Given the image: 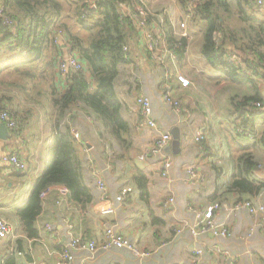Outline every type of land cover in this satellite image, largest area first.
I'll return each instance as SVG.
<instances>
[{
    "label": "crops",
    "instance_id": "obj_1",
    "mask_svg": "<svg viewBox=\"0 0 264 264\" xmlns=\"http://www.w3.org/2000/svg\"><path fill=\"white\" fill-rule=\"evenodd\" d=\"M148 1L153 10L150 28L156 33L168 32L172 23L177 24L185 16L186 4L183 0ZM65 4L70 9V5ZM248 10L259 19H264V7ZM164 12L169 17L167 26L159 19V14ZM206 27L207 22L202 19L190 25L192 38L189 41L185 39L186 43L181 47L184 49L182 56L176 52L173 73L181 70L193 82L201 79L198 89L196 84L183 88L176 80L171 81L175 96L182 101V114L165 104L162 67L144 48L142 34L135 27L137 32L129 40L133 58L124 67V75L117 86L123 101L122 112L132 127V148L125 151L116 144L110 145L97 131L99 122L87 116L85 119L83 114L85 121L82 125L86 128L80 129L81 153L85 178L94 200L88 205H81L70 197V193L63 194V186H52L43 196L42 209L34 225L36 235L29 233L19 210L29 201L37 180L45 170L54 136L47 121V109L21 100L20 90L13 85L0 84V96L18 108L19 121L21 116L26 118L19 133L9 128V135L4 138L0 132V218L12 226V233L0 238V262L58 264L70 240L61 220V216L65 215L71 219L76 235L102 242L107 224H114L125 237L151 253L149 257H137L128 249L112 247L100 249L90 256L87 251L79 250L72 264H264V214L254 215L247 209L231 213L227 208L248 198L255 204H264V190L252 198L248 194L229 190L234 161L244 153L241 148L244 144L243 139L235 134V118L230 113H224L228 108L211 103L222 88L214 91L206 87V80L222 78L224 83L227 79L212 71L201 53ZM64 44L63 41L60 43L63 55H66L68 50ZM157 67L160 74H154ZM7 70L0 71V80L7 76ZM55 71L58 72L57 67ZM261 87L264 89V81ZM246 91L247 88L243 93ZM138 93L152 98L154 117L160 131H169L173 136V131L177 130L181 135L178 152L169 148L173 138L164 149L172 161L166 176L162 173V160L145 155V148L153 145L157 132L147 126L137 127L141 117L136 105ZM203 98H207L208 103L203 102ZM205 123L209 131L201 147L195 135ZM104 143L109 148H105ZM253 150L259 163L254 172L264 181V148L259 144ZM11 153L19 154L28 163V168L23 171L15 169L6 159ZM191 166L196 167L198 177L189 175ZM140 172L147 178L146 192L139 188L135 180ZM97 179L105 181L111 197L123 187H133L134 190L112 213L104 214L100 210L103 201L95 189ZM170 197H174L175 201L166 207L165 202ZM214 202L223 205L216 211L215 218L218 223L226 224L229 229L226 236L212 231L199 233L197 212ZM198 250L203 252L198 254Z\"/></svg>",
    "mask_w": 264,
    "mask_h": 264
},
{
    "label": "trees",
    "instance_id": "obj_2",
    "mask_svg": "<svg viewBox=\"0 0 264 264\" xmlns=\"http://www.w3.org/2000/svg\"><path fill=\"white\" fill-rule=\"evenodd\" d=\"M136 1L94 0L97 7H88L85 12L87 5L76 0H0V71L8 69L0 84L13 85L25 93L26 100L47 109L54 136L45 170L29 201L19 210L31 235L37 234L35 221L44 193L52 186L67 187L70 197L81 205L94 200L85 178L83 145L72 133L73 125H79L81 130L86 128L82 125L83 114L85 119L87 116L99 122L97 131L110 145L116 144L125 151L132 148V127L122 112L123 101L117 86L124 67L133 58L131 47L126 51L124 46L137 32L132 21L122 18L120 3ZM65 2L71 7L70 13ZM183 2L186 4V0ZM248 8L255 10L261 6L256 0H204L196 13L207 22L201 53L210 69L227 79L230 86L247 84L248 91L236 92L229 98L235 134L244 144V153L234 161L229 190L252 198L264 190V181L254 172L259 163L253 150L259 144L264 148V110L254 104L262 99L259 80L264 81V19L250 14ZM6 19L14 21L17 28L7 25ZM60 36L65 44L77 49L85 65L67 78L55 71L57 60L63 55ZM167 39L170 45L177 40L172 31L167 32ZM180 41L186 43L185 38ZM183 50L175 49L180 56ZM227 52L242 54L241 62L230 60ZM42 83L47 86L41 87ZM3 111L11 113L23 127L26 118L19 116V121L18 108L0 96V112ZM135 180L146 192L144 173H138ZM246 200L250 198L242 201Z\"/></svg>",
    "mask_w": 264,
    "mask_h": 264
},
{
    "label": "built area",
    "instance_id": "obj_3",
    "mask_svg": "<svg viewBox=\"0 0 264 264\" xmlns=\"http://www.w3.org/2000/svg\"><path fill=\"white\" fill-rule=\"evenodd\" d=\"M80 3L87 5L84 8L87 12L88 7L96 8L94 0H76ZM204 0H187L185 8V16L177 24L172 23L173 36L177 39L170 45L167 39V32L156 33L150 28V18L152 15V8L148 0H137L133 4L126 2L120 3V9L123 13L122 18H126L133 22L134 26L140 31L143 38V46L149 52V55L153 60H155L161 67L163 71V98L166 105L176 110L179 114H182L183 107L181 99L175 96L174 87L171 81L176 80L183 88H189L196 82H193L191 77L184 71L176 70L173 73L172 67L176 65L177 56L176 48L183 47V43L180 41L182 38L190 40L192 38V33L189 31L190 25L196 22L198 15L196 13V8ZM258 5L264 7V0H256ZM160 22L167 26L169 17L166 13L159 14ZM6 24L17 28L14 21L6 19ZM63 32L59 30V35ZM61 37L58 42L61 43ZM13 37L11 38V40ZM217 42L221 41L217 39ZM68 50L66 55H62L57 60V67L60 75L63 78H67L71 72H80L85 68L84 63L79 57L77 49L71 44H64ZM187 46V45H186ZM186 48V47H185ZM126 51L130 50V43L124 46ZM187 51V50H186ZM226 55L230 60L235 62H241L242 54L236 52H227ZM136 105L140 112V119L137 125L138 128H143L147 126L155 129L157 132L155 136L154 143L151 147L145 148V155L147 158L153 157L156 159H161L163 163V175L168 174V170L172 166L171 159L164 153L165 147L172 140L173 136L171 132L160 131L158 129L157 121L154 117V108L152 98L145 93H138L136 95ZM257 107H262L261 103L256 104ZM263 110V109H262ZM4 122L8 128L13 132L19 133L21 130L20 124L16 117L7 111L0 112V123ZM209 131V126L207 123L202 125L196 132L195 140L202 147V143L205 140ZM72 133L74 137L78 140H82V133L79 125H73ZM254 136L252 135L251 138ZM105 148H109L107 143H104ZM10 164L17 170H26L28 168V163L22 160L17 153H11L6 157ZM189 175L193 178L198 177L199 172L195 166H191L188 169ZM99 195V198L103 201L100 210L102 213H112L117 207L122 205L126 200L128 194L134 190L133 187H123L119 190L113 197L108 193L107 186L104 180L97 179V186L95 187ZM49 189L44 193L46 194ZM69 189L63 186V194H69ZM175 201L174 197H170L166 200L165 206L170 207V205ZM222 204L219 202H214L208 205L204 210L197 212L199 233H205L212 231L215 234H220L226 236L229 234V229L225 223H218L215 214L216 211L222 208ZM231 213L239 209H247L250 213L254 215L264 214V204H255L252 200H246L238 203L234 207H227ZM61 220L64 222L67 232L69 233L70 240L64 247L61 261L58 264H72L75 259L76 252L79 250H85L90 256H94L95 253L100 249H110L116 247L119 249H128L133 255L137 257H149L150 252L138 247L137 244L128 237H125L114 224H107L105 229V239L100 242L96 239H87L82 236L74 234V225L71 219L65 215L61 216ZM49 228H52L51 224H48ZM179 232L181 229L178 230ZM12 233L11 224L3 218H0V238L7 237V235ZM203 250H198L197 253H202ZM228 253L227 251H225ZM0 264H3L0 262ZM29 264H38L37 262H31Z\"/></svg>",
    "mask_w": 264,
    "mask_h": 264
},
{
    "label": "rangeland",
    "instance_id": "obj_4",
    "mask_svg": "<svg viewBox=\"0 0 264 264\" xmlns=\"http://www.w3.org/2000/svg\"><path fill=\"white\" fill-rule=\"evenodd\" d=\"M65 7H66V10L67 11L69 10V13H70L71 7L69 9V7L66 4H65ZM69 13H67V14L69 15V18H70V14ZM250 14H252V13H250ZM69 18H67V19H69ZM198 19L199 18H197V20ZM71 21H73V20L71 19ZM236 21H237V19H236ZM49 53H51V50H49ZM155 70H156V72L154 71L155 72L154 74H160L159 73L160 70L158 69V67L155 68ZM199 83H201V79H196V88L197 89L199 88ZM259 83H260L259 88H260V90L262 92V99L259 100V101H255L254 104L256 105L258 103H261L262 104V107L261 108L260 107H257V108L258 109L260 108V109H263L264 110V89H262V87H261V85H262V80L261 79L259 80ZM40 85L43 88L47 86V84H45V83H42ZM206 87L211 88L214 91L216 89L218 90V89L222 88V89L219 90L216 99H211V103H213V106H216V107H217L218 104L225 105V107L228 108V110H227V112H224V113L225 114H229V112H230V106H229L230 105V99L229 98L231 97V95H234V93H236V92L243 93V91L247 88V84H243V85L233 84L232 86H230L229 85V82L227 84V80H225V82L222 83V78L221 79H219V78H216V79L212 78L210 80H206ZM199 93H200V91H199ZM25 96L26 95H25L24 92H21V91L19 92V97H20L21 100L24 99V102L25 101L26 102H30V101H27L26 100ZM199 97H200V95H199ZM203 102H205V103L207 102L208 103V99L207 98H203ZM34 109H35V107H34Z\"/></svg>",
    "mask_w": 264,
    "mask_h": 264
},
{
    "label": "water",
    "instance_id": "obj_5",
    "mask_svg": "<svg viewBox=\"0 0 264 264\" xmlns=\"http://www.w3.org/2000/svg\"><path fill=\"white\" fill-rule=\"evenodd\" d=\"M0 132L2 134V137L7 138L9 135V128L4 122L0 123ZM180 133L177 130L173 131V140L169 148L173 149L174 151L178 152L180 150Z\"/></svg>",
    "mask_w": 264,
    "mask_h": 264
}]
</instances>
